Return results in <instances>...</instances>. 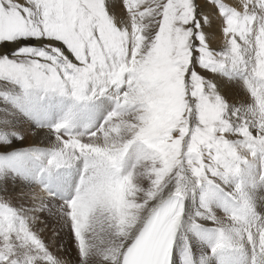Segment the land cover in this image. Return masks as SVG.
<instances>
[{"label": "snow or ice", "instance_id": "1", "mask_svg": "<svg viewBox=\"0 0 264 264\" xmlns=\"http://www.w3.org/2000/svg\"><path fill=\"white\" fill-rule=\"evenodd\" d=\"M206 4L222 18L220 51L205 29L213 16L198 12L197 0H0V45H17L14 57L0 56V80L25 95L70 97L74 107L114 101L84 132L72 130L74 111L41 125L54 140L30 149L40 187L20 194L35 206L0 195V264H70L41 236L47 224L37 227V213L45 211L71 229L82 264L90 256L97 264H173L185 202L197 194V215L216 233L211 253L264 264V208L247 186L264 184V0ZM197 63L242 71L251 103L230 106ZM134 145L135 163L125 170ZM80 161L74 194L49 207L55 174Z\"/></svg>", "mask_w": 264, "mask_h": 264}, {"label": "bare ground", "instance_id": "2", "mask_svg": "<svg viewBox=\"0 0 264 264\" xmlns=\"http://www.w3.org/2000/svg\"><path fill=\"white\" fill-rule=\"evenodd\" d=\"M227 2H230V1L228 0ZM234 2H235V0H234ZM234 2H232V0H231L230 3L236 4ZM9 44L13 47L17 46L15 43H9ZM9 44L7 47H9ZM2 49H3V45H0V51ZM228 82H229V79L225 77L224 70H218L217 74L214 78V83L216 85L217 90L220 91L224 87V85L227 83L225 92L226 91L233 92L231 88H236V86L230 85V83H228ZM6 89H8L10 91V94L8 95V97L6 98L5 96L0 95V130H2V131H0V155L8 154L10 151L14 152V148L17 147L16 150H18V151L14 152L13 155L20 162L21 166L26 170V174H27L26 176L29 175V179H31L30 173L32 172V174H33L32 178H33L36 176L37 170L36 169H29L25 165V163H26L25 161L28 159V155H26V152L25 153L22 152L23 149H21V146L24 143H22L23 141L20 139V137H18L17 135L14 136L12 134V132L14 133V131H12V130L8 131L6 129V128H13L14 129L17 126L18 127L19 126H25L23 124L18 125L17 121L13 120V118L19 117L18 115L20 114V111H17V110L12 111V109L15 106H22L23 113L28 111V114H30V115H28V118H27L29 121L27 120L26 122H29L30 125L35 124L33 126H36L37 124L39 125L41 119H35V118H33V116H36L37 114L38 115L42 114L43 116H46L47 113L49 112V110H52V112L54 114V121L58 120L60 118L61 114L58 115V114H56V112L58 111V108L60 107V105H58V103L55 102V99H54L53 95H51V94H49L47 97H45L43 95V93L33 91L31 94L25 95L22 88L19 85L17 88L10 87V88H6ZM6 89L4 91H6ZM0 93H5V92H0ZM221 94H223L222 90H221ZM227 94L228 93H226L225 95H227ZM237 97H240V96H237ZM229 105H230V103H229ZM5 107L7 109H9L10 112H12V113L10 114V112H8L7 114H5L7 117L5 116L6 118L1 119V116H3L2 113H6V111H3V108H5ZM81 107L82 106L79 105L78 108H76V110H80ZM232 107H238V106L234 105ZM74 108H73V110H74ZM89 108H90V105L87 104L86 110H88ZM101 109H106V108H101ZM101 109L99 110V114H97L95 116L94 121H91L88 123V125L90 127H92L93 125L98 126L101 123V121L104 119V117L108 114V112H110V109H108L106 112H102ZM74 113L76 114L75 111H74ZM15 115H17V116H15ZM23 115L24 114H22L21 117H19L21 120L23 118L26 119V116L23 117ZM58 116H59V118H58ZM79 124H80L79 121L73 122L72 123V130L78 131L81 128V126H79V129H78ZM28 126L29 125H26V128H28ZM16 132H18V131H16ZM46 140H49V142L53 143L54 137H52V135H50V138L46 137ZM51 146H49L47 148H46V146L40 147L39 149H48ZM19 155H22V156H19ZM0 162H1V160H0ZM10 163H13L12 160L10 161ZM34 166H38L37 161H36V164ZM81 166H83V161L78 162V164L75 167L71 168L70 171H68L67 169H61L59 172H57L55 174L56 180H53V182H52L51 191L54 192V190H58L57 192L59 194L60 193L62 194V192H64V190L70 189L71 186H74L73 187V190H74L76 188V182L75 181H76L77 176L80 174ZM131 166H132V164L130 163V157L125 158L124 163H123L124 169L128 170L131 168ZM7 167L9 168L8 165H6V169H8ZM1 176H2V173L0 171V177ZM238 179H244V178L241 177ZM32 180H34V179H32ZM78 181L79 180H77V182ZM2 184H3L2 181H0V185H2ZM247 186L253 194V198H254V202H255V205L257 207V210L264 208V184H258V185L253 186V185H251L250 182H248ZM25 187H26V185H25ZM58 193H55V194L57 195ZM165 194L167 195V192ZM23 199H25V198H23ZM23 199H20L19 203H23ZM187 200H188V208H187V212H186V215L184 217V221H183V224L181 227L179 241L177 242L176 248L174 251V263L173 264H186V261H185L186 256H191V258L196 262V264H243V262L246 260L248 255H245V254L237 255L235 253H228V255L218 253V254L213 255L211 253V244H212V242H214V240L216 238V233L213 231V225H212L211 221L207 220L204 217L197 215L198 211L201 210L202 198L199 194H197V196L189 197ZM53 201H54V199L51 198V199H49L48 202H53ZM56 201H58V202H56ZM61 203H62V201H61ZM61 203L59 202V200H55L54 206H52L51 208H55V205L58 206ZM217 207L215 208L216 215L217 216H223L224 215L223 211H221V213H218ZM37 214L40 215L41 221L43 220L42 216H47L45 218H46V221L52 223V225H50L49 227H52V229L54 231L53 234L57 233L55 236H53L51 234L52 235L51 237L54 238V241L56 243L55 247L60 246V247L55 248L57 251L55 257L57 259H60L59 257H63V259H65V261H67V260L70 261V264H82V258L79 254L77 242H76L75 238L71 237L70 228L58 226L56 223H58L59 220L56 221L55 219H59V217L54 218V217L50 216L47 213V211L39 212ZM42 226H44V224H42ZM60 228H63L64 230L60 231ZM64 231L66 232V234H68L67 233V231H68L69 234L66 235L64 233ZM61 236H62V238H60ZM53 252H54V250H51V253L54 255L55 252L54 253ZM90 257L91 258L88 259L90 264H97V258L95 256H90Z\"/></svg>", "mask_w": 264, "mask_h": 264}, {"label": "rangeland", "instance_id": "3", "mask_svg": "<svg viewBox=\"0 0 264 264\" xmlns=\"http://www.w3.org/2000/svg\"><path fill=\"white\" fill-rule=\"evenodd\" d=\"M223 1L225 4H227L229 6H236L237 4L242 3V0H235V2H234V0H232V2H234L236 4L230 3L231 0H229L230 2H227L228 0H223ZM122 2H123V0H121V3ZM197 3L200 5L198 12L210 11L212 16H213V21H212L211 27L205 26V29L209 33L214 34V36L209 40L210 47L214 50L220 51L221 47L223 46V43H224V37H223L222 30L219 31V29H218L219 23L221 22L222 18L218 17L217 10L215 8L209 9V7L206 4V0H197ZM212 3H213V5H215V0H212ZM207 34L208 33H206V35ZM8 44H9L8 42H5V44H3V49L0 51V56L7 54L9 58H12L16 54L17 46L13 47L9 44V47H7ZM196 70L199 73H201L207 81L214 83V78L217 74V71L212 72L208 69H205L199 63L196 64ZM224 74H225V77L229 79L228 83H230V85H235L237 88V89L231 88L233 92H228V91L225 92L226 85H227V83H226L221 90H222L223 94L228 93L227 95H225V94L223 95V94H221V90L220 91L217 90L224 97V99L226 101H228V104L230 103L231 106H234V105L240 106V105L250 104L252 101V98L250 96L249 90L246 87L245 77H244L243 72L240 70L228 69V70H224ZM10 87L17 88L18 84H14L13 82H7L4 80H0V92H5V93H8V95H9L10 91L6 88H10ZM5 89H6V91H4ZM51 95H53L55 102H57L58 105H60V107L58 108V111L56 112V114H58V115L61 114L60 118L58 116V118H59L58 120L54 121V114H53L52 110H49V112L47 113L46 116H43L42 114H40V115L37 114L36 116H33V118H35V119H41L39 125L37 124L36 126H33L35 124L30 125L29 122H26L28 120L27 119L28 115H30V114H28V111L23 113L22 106H15V107H13L12 111H16V110L20 111V114L18 116L21 117V115L24 114L23 117L26 116V119L23 118L21 120L19 117H16V118H13V120L17 121L18 125L23 124L25 126H19V127L17 126L14 129L13 128H6L8 131H11V130L14 131V133L12 132V134L14 136L16 135V133L19 134L17 136L20 137V139L23 141L22 143H24L21 146V149H23L22 152L23 153L26 152V155H28V159L25 161L26 162L25 165L29 169H36L37 172H38V168H37L38 166H34L36 164L35 155L30 151V149H34V148L39 149L40 147H45V146L47 148L53 144L52 142H49V140H46V137L50 138V135H51L50 130L46 126L41 127V125H50V124H53V123L63 119L66 116V114H68L74 108L73 107L74 101L72 98L67 97V96L55 95V94H51ZM47 96H45V97H47ZM237 96H240V97H237ZM88 105H90V108L88 110H86V105H81L82 107L80 110H76V108H78V106H79V105H76L74 110H73L76 112V114L74 115L72 123L79 121L80 124L78 125V129H79V126H81V128L75 132H84L86 130H90L93 127H96V125H93L92 127H90L88 125V123L91 121H94L95 116L97 114H99V110L101 108H106V109H101L102 112H106L108 109H110V111H111L114 108V101L111 98V96H104V97H100V98L96 99L95 101L91 102ZM3 111H6V113H2L3 116H1V119L6 118L7 116L5 114L10 112V110L7 109L6 107L3 108ZM11 113L12 112H10V114ZM15 116H17V115H15ZM26 125H29L28 128H26ZM16 131H18V132H16ZM16 149H17V147L14 148V152L18 151ZM138 151H139V146L134 145L129 150V153L125 157V158L130 157V163L132 165L135 163ZM14 152L10 151L8 154L0 155V160H1L0 171L2 173V176L0 177V181H2V183H3L2 185H0V195H5L7 198H10L12 203L17 207L23 206V207L31 208V207L35 206V202L30 200L27 195L21 196L20 194L21 193H28L31 189H37L38 190L40 187V184L37 180H35V179L32 180V175H33L32 172L30 173L31 179H29V175L26 176L27 175L26 170L21 166L20 162L15 158V156L13 155ZM19 156H22V155H19ZM11 160L13 163H10ZM6 165L9 166V168L7 167L8 169H6ZM81 168H82V166H81ZM67 170L70 171L71 169H67ZM79 176H80V174L76 178V181H75L76 185L78 183L77 180H79ZM54 180H56V178ZM25 185H26V187H25ZM73 187L74 186H71L70 189L64 190V192H62V194L61 193L59 194L57 192L58 190H54V193H58V194L52 198L54 199V201L59 200L60 203H61V201L63 202L64 199H67V198H65V195H67L68 197L71 198V196L74 194V191H75V189L73 190ZM23 198H25V199H23ZM20 199H23V203H19ZM221 199H223V197H221ZM54 201L53 202H47L49 207L54 206ZM56 202H58V201H56ZM56 206L57 205H55V207ZM217 211H218V213H221L222 208L220 206H218ZM42 217H43V220H42L43 224H47V227L41 233V236L44 239L45 243L48 245L49 251L51 252V250H54L55 253L54 252L53 253L55 256L56 252H57L55 248L60 247V246L55 247L56 243L54 241V238L51 237L53 235L54 231H53L52 227H49V226L52 225V223L46 221L45 217H47V216H42ZM55 220L56 221L59 220V222L56 223L58 226L62 225V221H60V219H55ZM37 227H43V226L41 223H38ZM62 230H64V229L60 228V231H62ZM68 231H67V233L69 234ZM64 233L66 234L65 231H64ZM70 233H71V237L75 238L72 231H70ZM68 234H66V235H68ZM60 238H62V236ZM224 255H228V253H225ZM59 258L60 259L62 258L61 260H65V259H63V257H59ZM90 258L91 257H89V259ZM249 259H250V257L247 256V258L243 262V264H246V261ZM86 264H90V262L87 261Z\"/></svg>", "mask_w": 264, "mask_h": 264}, {"label": "flooded vegetation", "instance_id": "4", "mask_svg": "<svg viewBox=\"0 0 264 264\" xmlns=\"http://www.w3.org/2000/svg\"><path fill=\"white\" fill-rule=\"evenodd\" d=\"M179 237H180V236H179ZM178 241H179V239H178ZM178 241H177V242H178ZM175 248H176V247H175Z\"/></svg>", "mask_w": 264, "mask_h": 264}]
</instances>
